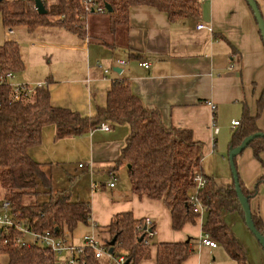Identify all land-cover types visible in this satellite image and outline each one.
Instances as JSON below:
<instances>
[{
    "label": "crops",
    "instance_id": "obj_1",
    "mask_svg": "<svg viewBox=\"0 0 264 264\" xmlns=\"http://www.w3.org/2000/svg\"><path fill=\"white\" fill-rule=\"evenodd\" d=\"M254 1L264 21V0ZM199 4L197 20L175 22L154 8L132 7L128 26L115 29L112 42L104 40L110 34L109 23L96 18L103 15L99 13L88 16L87 37L83 39L60 28H38L28 33L34 37L26 50H20L25 70L18 81L29 84L23 78L25 71L40 68L41 79L27 80L47 86L53 107L83 117H91L97 108L105 106L113 82L127 81L142 106L158 111L167 127L191 132L202 145V174L212 178L217 186L226 187L232 183L229 145L241 126L243 107L255 116L264 89V46L244 0H204ZM198 25L208 30H197ZM121 61L126 64H119ZM140 63L148 64V68ZM97 64L108 73L98 70ZM234 122L240 124L233 127ZM105 124L108 131L97 128L83 136L58 141L54 139V127L48 126L42 130L40 144L27 150L48 175L55 170L71 179L74 186L79 185L78 191L73 192L76 200L90 205L89 225L69 235L68 242L80 247L84 236L107 227L113 216L131 213L136 220H152L153 241L157 244L194 242V254L182 264H235L220 245L215 249L201 245L205 214L174 231L170 212L161 201L132 196L128 179H119L109 187L112 177H119V170L113 174L107 171L114 168L129 129ZM212 124L218 129L217 134L213 133ZM256 127L264 134V108ZM235 163L247 189L264 178V153L258 161L246 148ZM81 164L83 168H79ZM73 193L70 191L71 198ZM249 205L264 226V184L259 185L258 194ZM222 221L243 248L247 264L251 261L246 244L259 264H264V255L259 251L262 249L253 241L240 213L225 212ZM68 256L64 252L58 264H65ZM138 264H156V248L151 247L150 257Z\"/></svg>",
    "mask_w": 264,
    "mask_h": 264
},
{
    "label": "trees",
    "instance_id": "obj_2",
    "mask_svg": "<svg viewBox=\"0 0 264 264\" xmlns=\"http://www.w3.org/2000/svg\"><path fill=\"white\" fill-rule=\"evenodd\" d=\"M42 2L45 15L37 13L33 0H1L3 27L12 30L23 27L28 33L42 27L60 28L83 39L87 37L88 16L99 13L98 10L105 11L102 14L108 17L110 34L119 27L128 26V12L136 6L154 8L166 14L170 22L197 20L200 16L199 0ZM105 6L111 9L110 13L106 12ZM24 70L18 44L6 40L0 46V76L6 73L19 75ZM263 108L264 89L257 101L255 116H250L247 108L243 107L242 123L231 138L230 150L239 146L246 137L261 133L256 127V120ZM102 123L124 125L129 129L114 168L107 172L113 174L126 166L131 195L161 201L170 212L174 231L192 224L198 215L192 212L188 198L194 192V174L197 171L202 173V145L193 139L190 131L167 127L158 111L144 108L125 80L113 82L107 92L105 106L97 108L91 117L53 107L46 85L34 89L29 98L14 101L10 88L0 83V204L10 203L15 222L31 234L42 236L48 233L52 238H60L64 233L73 235L78 228L89 225L90 205L72 200L69 190L52 194L50 176L42 165L29 157L27 150L40 144L45 127H54V139L58 141L83 136L99 128ZM247 148L260 161V155L264 153V139L253 140ZM203 177L206 183L196 192L206 209L202 233L220 245L235 264H247L243 248L222 221L225 212L237 211L243 217L233 181L226 187H219L212 178ZM237 177L242 194L250 202L257 196L264 178L258 179L249 190L238 173ZM39 187L48 197L40 204L35 202L40 196ZM143 221L136 220L131 213L113 216L107 227L98 228L95 233L107 252L115 239L110 257L101 262L94 257L91 249L84 248L83 253L75 257L76 264H115L119 258H123V264H138L150 257L151 247L156 248V264H182L194 254L196 244L191 241L155 243L143 231ZM252 221L255 229L264 236L260 218L252 214ZM21 228L11 227L6 233H0V257L7 256V264H58L48 248L37 243L28 247L16 244L17 240L24 241L28 237ZM151 229H155V226Z\"/></svg>",
    "mask_w": 264,
    "mask_h": 264
},
{
    "label": "built area",
    "instance_id": "obj_3",
    "mask_svg": "<svg viewBox=\"0 0 264 264\" xmlns=\"http://www.w3.org/2000/svg\"><path fill=\"white\" fill-rule=\"evenodd\" d=\"M199 1H204V0H199ZM87 11H89V8H86ZM99 14H102L103 10H98ZM197 30H205L207 29L203 25H198L196 27ZM208 30V29H207ZM7 35L12 36L14 35V31L12 29H6ZM119 64L125 65V62H120ZM140 66L143 68H148V64L146 63H140ZM97 69L102 71L104 74L108 73L107 69H104L100 64L96 65ZM16 75L13 73H6L4 75L0 76V83L1 84H6L12 93V100L18 101L21 99H27L31 96L33 93V90L36 88H41L44 87L45 84L42 83H37L34 86L26 83H21L15 81ZM233 127L238 126V122H234L232 124ZM99 129L108 131L109 127L107 124L102 123L99 126ZM212 131L214 134L218 133V129L212 124ZM79 168H83V165H79ZM193 185H194V192L190 195L188 198V203L191 206L192 212L195 215H202L205 214V207L200 203L196 192L201 190L205 183L206 179L203 177L202 173L200 171H197L194 174L193 177ZM114 186L113 183L109 184V187L112 188ZM95 188V186L93 187ZM144 232L147 234V237L152 239L155 236V229H151L154 225L152 220L150 219H144ZM11 227H20L18 223L15 222L14 216L12 215L11 212V205L9 202H2L0 204V233H6L9 228ZM22 229V228H21ZM138 229H140L138 227ZM24 233H26L32 240V243H25L22 240H17L16 244L20 246H30L32 244H39L45 248H48L52 251V253L55 256V260L57 257H60L64 252L68 253V258L65 264H76L75 257L81 253H83L84 248H89L94 252V257L101 261L104 262L106 261L110 255L108 254L107 250H105L101 244L98 242V240L95 238L94 235H86L82 239L83 245L80 247H76L74 245H71L68 241L69 239V234L64 233L60 238H52L48 233L43 234L42 236H37L35 234H31L28 232L27 229H22ZM201 245L208 247L210 249H215L217 247V243L214 242L209 235H204V237L201 239ZM124 260L123 258H119L116 260L115 264H123Z\"/></svg>",
    "mask_w": 264,
    "mask_h": 264
},
{
    "label": "rangeland",
    "instance_id": "obj_4",
    "mask_svg": "<svg viewBox=\"0 0 264 264\" xmlns=\"http://www.w3.org/2000/svg\"><path fill=\"white\" fill-rule=\"evenodd\" d=\"M6 1L12 2V1H15V0H6ZM46 1H47V3H50V4L54 2V0H46ZM98 17L103 19V20L106 19L105 21L108 20V17L106 15L96 16V18H98ZM13 30H14L16 35H12L11 37L8 36L7 32H6V28L3 27V23H2V19H1V13H0V46L8 39L17 40V44L19 46V49L23 53V50H26V48L28 47V44L30 42V39H32V36L34 37V35L29 36L28 32L23 27H19V28L13 29ZM107 34H109V33H107ZM114 39L115 38H113V36H111V34H109V35L104 37V40L106 42H112ZM38 50L39 49L36 48V51H38ZM21 75H22V73L19 74V75H16L15 81L19 82L20 80H22ZM23 78H25L27 83H29L32 86H34L36 84V81L35 82H30V81L27 80V78H29V79H31V78L32 79H36V78L41 79L40 68H38V69H27V71H25V73H24ZM46 172L48 174V171H46ZM58 173L59 174H57V171L53 170L50 173V175H49L50 176V180H51V191H52V194H55V193H58V192H63L65 190H70L72 193L78 191L79 185L74 186V184L71 183V179H69L66 176L62 175L61 172H58ZM118 174H119V177L117 179L112 177V179H111L112 183L115 184L117 181H119V179L120 180H127L126 166H124L123 168L119 169ZM81 184L83 186H86V185L88 186V183H86V185H85V182H82ZM38 191L40 193V196L35 200V202L40 204L42 202L47 201L48 197H47V195L44 194L45 191L41 187L38 188ZM72 200H76L75 193H73ZM247 235H251V234H247ZM94 236L97 239L96 235H94ZM249 237H251V236H249ZM97 240L100 243L99 238ZM253 241L255 242L257 247H259L258 246L259 244L255 240V238L253 239ZM24 242L25 243H32V240L28 236V237H25ZM244 244H245V242H244ZM246 246H247L246 248L248 249V252H249L251 264H259L258 260L253 255V253L251 251H249V246L247 244H246ZM260 249H261V247H260ZM259 251H261L262 255H264L263 250H259ZM59 260H60L59 257H57L56 261L58 263H59ZM7 263H8L7 256H1L0 257V264H7Z\"/></svg>",
    "mask_w": 264,
    "mask_h": 264
},
{
    "label": "water",
    "instance_id": "obj_5",
    "mask_svg": "<svg viewBox=\"0 0 264 264\" xmlns=\"http://www.w3.org/2000/svg\"><path fill=\"white\" fill-rule=\"evenodd\" d=\"M33 2H34V8L37 11V13L39 15H45L46 11H45L42 0H33ZM245 2L253 14V17H254L255 22L257 24V28H258V31L260 33V37H261V40H262V43L264 46V21L262 19V16H261V14L258 10V7H257L254 0H245ZM105 10L108 13L111 12V9L108 6H105ZM257 138H263L264 139V134L263 133H255L253 135H250V136L246 137L245 139H243V141L241 142V144L239 146L231 149L228 152V163H229V168H230V172L232 175V181H233V185H234V189H235V194H236L240 209L242 211L244 224H245L247 230L252 234V236L255 238V240L258 242L259 246L261 247V249L264 252V236H262L255 229V226H254L253 221H252V214H251V210H250V205H249L248 199L246 197H244V195L242 194V192L240 190V185H239L238 177H237V171H236V167H235V163H234L235 158L237 156H239L249 146V144ZM114 241H115V239H113V241L110 243L111 247L108 250L109 255L112 254V246L114 244Z\"/></svg>",
    "mask_w": 264,
    "mask_h": 264
}]
</instances>
